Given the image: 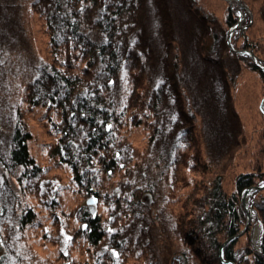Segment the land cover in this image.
Instances as JSON below:
<instances>
[{
	"label": "trees",
	"instance_id": "1",
	"mask_svg": "<svg viewBox=\"0 0 264 264\" xmlns=\"http://www.w3.org/2000/svg\"><path fill=\"white\" fill-rule=\"evenodd\" d=\"M189 3L188 10L209 25V17L201 14L194 4L191 6L194 0ZM147 4L149 0H45L44 7H39L37 15L49 38L51 59L42 58L39 52L35 54L36 62L31 73L33 81L28 82L29 85L27 80L22 81L21 91L16 92L13 100L12 112L8 116L7 111L6 122L0 124V136L7 141L4 152L0 153V169L8 176L0 184V218L1 214L7 215L4 202L9 195L20 244L26 231L34 232L42 223L54 222L56 228L64 229L62 225L57 226L62 213L69 217V221L80 224L73 232L66 230L69 236L66 245L71 248L76 245L81 254L89 253L90 261L85 264H120L127 257V244L132 246L135 243L130 251L133 255L139 253L138 244L143 243L136 241L139 229L144 226L139 224L134 230L133 220L145 212L136 207L143 206L144 194L149 192L151 195L157 186L150 173L151 168L163 162L156 152L166 133L162 121L163 107L169 101L167 88L152 82L147 73V64L152 57L151 45L143 36L147 27ZM28 7H33L32 3ZM261 14L264 16V3ZM224 20V53L264 79V70L259 69L248 54H235L227 46L225 40L236 24L237 16L229 10ZM249 23L251 18L246 14L242 24L247 26ZM253 26L254 22L247 27L248 30ZM231 41L235 49L253 50L258 62L264 66V44L260 46L258 34L247 40L238 29ZM169 44V65L176 86L180 78L179 55L177 45L173 41ZM205 46L203 44L202 50ZM219 67L226 72L225 67ZM177 88L179 109L188 113L184 89L178 85ZM34 111L39 113L35 118L47 137L42 147L48 165L36 160L28 146L33 139L29 123L32 119L28 115H33ZM143 123L147 124L145 151H138L123 129ZM174 132L176 150L191 145L193 130L190 132L185 128ZM172 157L168 166L173 162ZM13 173L14 180L11 179ZM202 174L205 175V171ZM105 176H109L112 182L115 179L113 183L106 181V190L114 193L111 198L101 193L105 186L100 185V181ZM40 177H50L55 183L50 188L49 200L33 192V184L38 183ZM260 184H264V169L260 167L255 172L235 176L234 190L229 195L223 192L217 177L203 181V186L194 184L192 193L183 196L178 217L179 252L183 264L191 258H196V264H224L219 260L220 245L228 237L236 236L246 220L241 193L247 187ZM72 192L84 193L73 199ZM69 194V199L76 204L66 211L61 206L64 204L62 199ZM89 196L95 197L91 200L93 203L89 204L86 199V205L80 202ZM256 196L257 192H249L247 205L250 215L261 223L258 246H253L251 238L247 245L238 247L237 241L229 242L222 250L226 261L264 264V196L258 199ZM104 198L111 202L110 212H118L120 216L111 219L110 223L106 221L110 217L103 216L98 210L92 212L88 207V204L104 206ZM205 205L208 210L204 209ZM48 212L53 213L51 219ZM2 230L4 228L0 229V264H20L21 259L22 264H28L32 257L31 248L20 247L21 259L18 260L16 254H9L14 251L12 245L8 249L10 243L1 239ZM251 231L252 228L248 230L247 238ZM59 235L56 233L57 243H62ZM39 236L44 238V234L36 232V237ZM122 253L125 256L120 257Z\"/></svg>",
	"mask_w": 264,
	"mask_h": 264
},
{
	"label": "rangeland",
	"instance_id": "2",
	"mask_svg": "<svg viewBox=\"0 0 264 264\" xmlns=\"http://www.w3.org/2000/svg\"><path fill=\"white\" fill-rule=\"evenodd\" d=\"M30 3L33 7L29 8ZM44 3L45 0H0V124L6 122L7 111L8 116L12 112L13 100L17 95L16 92L21 91L19 88H22V81L27 80L26 83H31L34 79L31 73H33V64L36 62L35 54L39 52L42 58L51 59L49 38L43 31V26L41 27L42 20L37 15L39 7H44ZM263 3L264 0H231L230 3L228 0H194L191 6L194 4L195 8L199 9L201 14L207 15L212 23L206 26V20L198 19L188 10L189 0H149L146 7L147 27L143 32L144 41L151 45L152 57L147 64V73L148 77L152 78V82L163 84L169 94L168 104L163 107L162 121L166 133L161 142L162 145L156 152L161 155L163 162L161 161L160 166L151 168V177L157 182L153 193L151 195L149 192L145 193L142 198L143 206L141 204L136 206L145 211L133 220L134 230L139 224L144 226L139 229V239L136 241L143 244H138L139 253L135 252L136 255H133L130 249L136 244L130 246L126 243L127 257L120 264H183L179 252L181 245L178 241L180 228L178 217L182 211L180 207L183 196L192 193L195 183L203 186V181L213 177L220 179L223 192L229 195L234 190L235 176L240 173L255 172L259 167L264 169V153H262L264 152V124L262 123L264 79L259 73L238 63L233 56L228 57L224 53L225 42L222 31L225 28L224 18L229 10L236 16L240 11V19L237 17L235 24L238 26L233 29L229 41L232 48L238 51V53L234 52L235 54L245 53L241 50L250 51L258 61L257 54L253 50L235 49L231 39L239 29L243 36H247V40L253 38L255 33L258 34L260 46H263L264 16L261 14ZM246 14L251 18V23L254 22L251 30L247 28L251 23L247 26L242 24ZM228 34L225 41L228 39ZM170 41L177 45L179 55L177 59L180 65V78L177 85L184 89L188 113L182 108L179 109L178 106V88L176 89L177 85L175 86L169 65ZM203 44L206 46L202 50ZM217 64L225 67L226 72H223ZM225 76H227L226 80ZM36 111L33 115H28L32 119L29 123L33 135L28 146L35 159L46 165L49 161L45 159V148L42 147V143L47 141V137L44 135L43 127L35 118L39 114ZM185 128L195 133L190 136V139L193 136L191 145L176 150L173 143L174 131L178 133ZM123 131L129 134V142L138 147V151H145L147 124L143 123ZM6 143V139L0 136V153L4 152ZM171 156H173V162L168 166ZM204 171L205 175L202 174ZM2 173L0 169V184H3L4 177L7 176ZM108 177L100 181V185L103 183L105 186L102 187L101 193L108 194V198H111L114 193L106 190V181L113 183L115 179L112 182ZM11 179L14 180V173ZM37 181L38 183L33 184V192L49 200L52 195L50 188L55 184L54 181L50 177L48 179L40 177ZM255 192H257V199L259 196L262 197L261 195L264 196V189ZM72 193L75 199L84 192ZM248 193L244 197V205L247 207L250 218L248 220L246 217L241 193V205L246 220L234 241H237L238 247L247 245L251 238L250 241L257 248L262 227L261 223H257V218L249 213ZM70 195L62 199L64 204L61 206L66 211L76 204L69 199ZM93 197L82 198L80 202L85 204ZM5 199L7 215L1 214L0 229L4 228L1 231V239L5 240V243H10L8 249L11 245V249L12 247L14 249L9 254H16L19 260L21 259L20 247L31 248V260L29 263V259L26 260L28 264H85L90 261L89 253L85 251L81 254L76 245H73V248L66 245L69 238L66 230L73 232L79 228L80 224L74 220L69 221V217L62 213L58 219L61 224L57 226L62 225L64 229L59 230L61 227H57V230L54 222L42 223L41 227L34 232L26 231L25 238L22 237L23 242L20 244V240L17 239L20 236L19 229L11 215L13 214L12 199L9 195ZM110 204L111 202L104 198V206L88 204V207L92 212L98 210L103 216L110 217L106 219L110 223L111 219L116 220L120 217L117 215L118 212L116 214L114 211L110 212ZM204 209L208 210V206L205 205ZM52 215V212H48L49 219ZM250 228L252 231L247 238ZM36 232L44 234V238L36 237ZM56 233H60L62 243H57ZM228 238L223 240L221 245L226 243ZM142 249H145L143 253ZM122 255L125 256L122 253L120 257ZM146 257H148L147 262ZM194 260L196 258H191L185 263L196 264Z\"/></svg>",
	"mask_w": 264,
	"mask_h": 264
},
{
	"label": "water",
	"instance_id": "3",
	"mask_svg": "<svg viewBox=\"0 0 264 264\" xmlns=\"http://www.w3.org/2000/svg\"><path fill=\"white\" fill-rule=\"evenodd\" d=\"M229 1V3L231 2V0H228ZM240 16H241V13H240V11H238L237 12V17L240 19ZM238 26V24L237 25H234L230 30V32H229V34H228V39H227V44H228V46H229V49H231L233 52H236V53H238V51H236V50H234L233 48H232V45H231V43H230V41H229V36H231V34H232V32H233V29H235L236 27ZM241 52H245L246 54H248L250 57H251V59H252V61L255 63V65L259 68V69H261V70H264V66H262L257 60H256V57L253 55V53H251L250 51H246V50H241ZM241 52H239V53H241ZM263 104H264V100H263ZM263 106V105H262ZM262 113H263V116H264V108H263V110H262ZM260 189H264V184L263 185H260V186H258V187H254V186H252V187H248L247 189H245L243 192H242V195H243V197H242V204H243V206L245 207V211H246V214H247V207L244 205L245 203H244V197L246 196V194L249 192V191H252V190H254V191H258V190H260ZM88 203L90 204V203H93V201H88ZM246 217H248V220H249V218H250V216L247 214V216ZM242 233V231L240 232V234ZM238 236H232V237H229L228 238V240H227V242H232V241H234L236 238H237ZM227 242L226 243H224V244H222L221 246H220V249H219V257H220V260H221V262H223L224 264H235L234 262H232V261H226L224 258H223V248H224V246L227 244Z\"/></svg>",
	"mask_w": 264,
	"mask_h": 264
}]
</instances>
